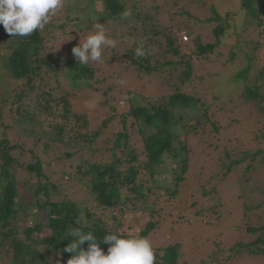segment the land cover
Segmentation results:
<instances>
[{"label": "rangeland", "instance_id": "374dc122", "mask_svg": "<svg viewBox=\"0 0 264 264\" xmlns=\"http://www.w3.org/2000/svg\"><path fill=\"white\" fill-rule=\"evenodd\" d=\"M86 1L88 0H63V8L58 10L49 24L52 26L55 39L48 44L47 53L55 62L57 61L61 87L57 88L54 76L51 77L52 84L48 86L57 88L55 98L67 97L70 102L68 110L72 116L79 113L88 115L90 121L88 131L99 129L104 120L108 121L113 117V121L107 122V127L102 128V136L94 145L97 150L105 149L107 141L112 142L119 133L125 132L131 135L130 147L137 149L144 161V146L142 136L139 134V126H131L134 119L127 118V128H124L121 115L128 114L139 99L172 95L174 88L180 85L179 77L185 70V63L192 65L193 73L183 90L188 95L201 99L195 102L194 108L186 109L188 115L186 118L191 120H186V123L195 129L192 131L190 128L192 132L187 137L185 129L180 125L176 130L180 133V140L186 137L190 151V168L185 180L180 184L177 197H170L166 190L169 189L168 191L171 192L175 189L174 171H179L180 160H174L172 155L166 154L163 157L164 165L155 169L152 179L154 181L148 183L149 186L154 183L159 186L160 191L157 193L160 196L156 197L152 193L146 196V199L148 198L146 204L141 201L137 203L133 201L129 204L130 207L136 204V207H142L146 211L157 201L154 214L150 217L145 212L127 211L122 220V227L114 223L112 225L113 221H108L109 227L138 235L144 223L151 220L156 225L149 236L152 246L163 249L179 245L181 252L179 264H202L221 249L225 253L228 252L237 241L245 240L246 220L253 227L264 225V218L262 223L259 220V216L264 217V207H257L250 211L248 216L245 214L246 208L248 210L249 206H256L264 201V164L260 166L261 170L246 171L251 163L257 165L246 159L234 173L224 177L228 165L234 159L243 157L244 152L264 151V102L263 105L260 104L263 108L250 103L243 104L245 100L241 95L246 90L242 84L233 81L241 70L250 67L252 71L250 70L249 78H251L256 74V69L264 68V0H259L260 5H258L263 10L260 16L263 25L260 27L256 24L258 21L248 24L247 15L242 8L243 0H126L128 6L139 1L141 10L155 18L153 24L160 30L175 25L173 33L181 45L180 54L176 55L169 51L163 38L160 39L162 46L148 45L151 52L144 49L146 55L143 57L150 60L154 69L151 74L137 68L124 56L131 50L127 42L134 40L132 34H127L125 24L92 17L95 22L93 29L87 30L89 16L83 12V9L87 8ZM97 8L100 10V5ZM214 10L228 26L220 36V53L209 55L207 60L202 61L196 55L191 57L195 48L192 40L196 36H200L204 44L217 40L213 30L221 23L207 22L209 19H215ZM228 14L230 17L226 19ZM81 17L82 23H80ZM97 23L103 24L106 36L116 42V47L105 49L103 64L89 63L91 68L95 69H93L91 86L87 87L83 84L82 90L80 88L74 90L70 80L62 73V63L58 62V59H75L72 54V48L75 47L72 42L73 37L78 39L76 46L79 40L83 43L86 36L94 32ZM189 30H193V36H190ZM140 43L141 46L145 45L144 41L140 40ZM9 45L8 42L0 45L2 48L0 55L8 53ZM233 54L236 58L231 60ZM181 61L184 63L179 64ZM50 80L49 78L46 82ZM0 82L6 85L8 82H13L11 75L3 67H0ZM39 90L42 89L39 87ZM66 92L69 94L67 95ZM35 93L31 92L32 97L26 101V103L31 102L30 110H38L40 103H44L43 100L36 101ZM4 98L0 95V102L2 100L4 103L1 108H5L1 113L0 135L7 133L12 141L24 140L27 150L33 149L40 155L42 149L33 142L35 136L25 133L21 125L14 123L18 117V105L11 106L12 102ZM63 107L64 105L61 104L59 110L58 108L54 110L56 116L59 113L54 121H64L61 117ZM205 113L208 114L206 118ZM49 121L53 122L52 119L47 120ZM74 123L78 124L75 125L76 127L80 126V122L76 119H72L71 124ZM78 133L80 130L77 135ZM147 133L152 136L156 135L157 131L152 127ZM172 146L173 148L179 146L178 138L173 140ZM99 150L98 154H100ZM65 151L80 154V145L65 147ZM63 152L61 149L56 150L58 155ZM227 153L230 154L229 157ZM119 156L123 154L120 153ZM44 166L47 169L48 165ZM48 174H52V171ZM246 178L248 181H245ZM51 181L57 182L62 192L68 193L72 199L81 200L82 194L78 192V185L72 187L73 182L66 183L55 174L52 175ZM153 190L156 192L157 189ZM19 192L21 196L23 195L26 204L34 203L33 188L19 185ZM32 210L37 211L35 208ZM84 217L83 212L81 218ZM107 217H110V213H107ZM20 224L32 227L34 221L29 217ZM221 261H223L221 264H264V260L259 256L245 255L228 263Z\"/></svg>", "mask_w": 264, "mask_h": 264}, {"label": "trees", "instance_id": "16d2710c", "mask_svg": "<svg viewBox=\"0 0 264 264\" xmlns=\"http://www.w3.org/2000/svg\"><path fill=\"white\" fill-rule=\"evenodd\" d=\"M86 2L87 8H84L83 12L89 16L87 30L92 31L93 29L94 20L92 17L120 21L125 24L127 34H132L134 40L130 43L127 42L131 50L124 56L128 58L127 60H131L137 68L146 70L150 74L154 72L150 60L136 57L135 50L137 47H142L147 52H151V48L147 46L156 44L162 46L160 43L162 38L166 41L165 45L169 51L176 55L180 54L179 47L181 45L173 33L175 25L160 30L153 24L155 18L141 10L139 1L130 6L126 0H88ZM99 5L100 10L97 8ZM258 5H260L259 0H243L242 2L248 24L258 21L256 24L260 27L263 25L260 18L263 10ZM213 12L215 19H209L207 22L221 23L213 30L217 40L209 44H204L200 36H196L192 40L195 48L191 57L196 55L202 61L207 60L209 55L220 53V36L224 34L228 26L215 10ZM124 13L130 14L125 17ZM229 17L228 14L226 19ZM80 23H82V17ZM49 24L31 36L19 38L9 36L0 25V45L3 42L10 44L7 49L8 53L5 51L4 55H0V67L5 68L13 79V82H8L7 85L0 82V95L11 101V106L18 105V117L14 123L21 125L25 133L34 135L33 142L37 147L40 145L42 149V153L39 155L33 149L27 150L24 140L12 141L7 133L0 135V264H67V260L71 258L72 254L63 250L71 241L69 232L74 228L85 232L90 231L98 240H102L106 234L113 233L124 237L140 236L149 239L151 232L156 228L155 223L151 220L144 223L138 235L110 228L108 221H113L112 225L114 223L122 227V220L127 211L145 212L150 217L154 214L157 201L154 202L151 209L146 211L142 207H136V204H133L132 207L129 204L133 201H136L135 203L141 201L146 204L148 199L146 196L152 193L156 197L160 196L157 193L160 191L159 186L155 183L149 186L148 183L154 181L152 179L155 169L164 165L163 157L166 154L172 155L174 160H180L181 164L178 168L179 171H174L175 189L171 192L168 191L169 189L166 190L170 197H177L180 184L185 180V175L190 168V151L186 137L195 127L186 123V120L191 121L186 118L188 116L186 109L194 108L195 102L201 101L200 98L192 97L183 90V87L192 78V65L184 64L185 70L179 77L180 85L174 88L172 95L168 97L165 95L149 96L144 100L139 99V102H135L128 114L121 115L124 128H127V118L134 119L131 126H139V134L143 139L144 161L137 149L130 147L132 138L125 132L119 133L114 141H109L110 143L107 141L105 149H98L100 153L98 154L94 145L102 136V128L107 127V122L113 121V117H110L108 121L104 120L99 129L88 131L90 126L88 115L79 113L72 116L68 110L70 102L67 97L55 98L54 95L57 88L61 87V83L59 82L57 61L55 62L47 53L48 44L55 39L52 26ZM188 32L190 36H193V30ZM77 40L76 38L72 39L74 46H76ZM140 40L145 42L144 46H141ZM194 46L192 44V48ZM0 49L2 48L0 47ZM186 57L188 56L186 55ZM235 58L234 54L231 55V60ZM60 61L62 73L70 80L74 90L77 88L82 90L84 85L91 86L95 69L91 68L90 64L81 65L76 59L70 60L69 58L58 59V62ZM182 63L184 61L179 64ZM250 70V67L241 70L233 81L239 85L242 84L246 90L241 95L245 100L243 104L250 103L263 108L261 105L264 102V68L256 69V74L251 78H249L252 71ZM52 76L57 83V88L48 86L53 82ZM49 78L50 82H46ZM39 87L42 90L38 91ZM31 92H36V101H44V103H40L38 110H30L31 102L26 103L29 97H32ZM66 94L68 95L69 92ZM2 104L4 103L1 100L0 127L2 126L1 113L5 109L1 108ZM61 104L64 105L63 115H61L64 121L57 122L54 121V118L58 117L59 113L56 116L54 110L56 108L59 110ZM207 116L208 114L205 113L204 117ZM48 119H52L53 122H47ZM72 119L80 122V126L76 127L75 125L78 126V124L75 123L72 125ZM179 125L186 131V137L182 140L179 138L180 133L176 131ZM152 127H155L157 134L151 136L147 132ZM78 130L80 133L77 135ZM215 130L218 129L215 128ZM24 137L27 138V136ZM176 138L179 140V146L173 148V140ZM79 145L80 154L65 151V147H78ZM60 149L61 152H64L61 155L56 154V150ZM120 153L123 156L120 157ZM98 155H100L99 158ZM229 155L227 153L228 157ZM246 159L257 163L256 166L251 163L246 171L261 170L260 166L264 164V151L244 152L243 157L238 160L234 159L228 165L224 177L234 173L235 169ZM45 164L48 165L47 169ZM59 170H62V173ZM51 171L52 174H48ZM54 174L59 175L66 183L73 182L72 187L78 185V192L82 194L81 200H74L68 196V193L62 192L59 184L51 181ZM245 181L248 179L246 178ZM19 185L33 188L34 203H25L23 195L21 196L19 192ZM153 189H157L156 192ZM257 207H264V201L256 206H249V211L246 208L245 214L247 215ZM32 208L39 212H33ZM28 212L30 213L28 214ZM83 212L85 217L81 218ZM107 213H110L109 218ZM29 217H32L34 221L32 227L20 224L22 220L26 221ZM262 218L264 217L260 218L259 216L261 223L263 222ZM246 222L247 220L244 229L247 239L237 241L226 252L227 254L221 249L204 260L202 264H221L223 262L221 260L228 263L243 255L259 256L264 260V225L253 227L252 224ZM87 247L86 242L83 248L86 250ZM101 248L106 253L108 245L101 244ZM153 249L156 255L155 264H179L181 257L179 245L163 249L153 247Z\"/></svg>", "mask_w": 264, "mask_h": 264}, {"label": "clouds", "instance_id": "9594fccd", "mask_svg": "<svg viewBox=\"0 0 264 264\" xmlns=\"http://www.w3.org/2000/svg\"><path fill=\"white\" fill-rule=\"evenodd\" d=\"M62 8L63 0H0V25L11 37L31 36L43 30ZM129 14L124 13V16ZM115 47L116 42L106 36L103 24L97 23L94 32L72 48V54L81 65L103 64L105 49ZM145 55L142 47L136 48V57ZM69 236L71 241L63 250L72 254L67 264H155L156 255L147 237H124L113 233L98 240L92 232L79 228L70 230ZM101 244L108 245L106 253Z\"/></svg>", "mask_w": 264, "mask_h": 264}]
</instances>
